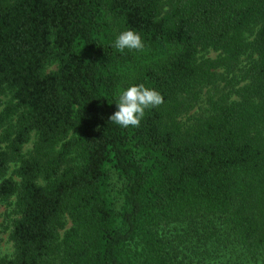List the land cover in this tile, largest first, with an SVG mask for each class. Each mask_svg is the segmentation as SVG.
<instances>
[{"label":"trees","instance_id":"1","mask_svg":"<svg viewBox=\"0 0 264 264\" xmlns=\"http://www.w3.org/2000/svg\"><path fill=\"white\" fill-rule=\"evenodd\" d=\"M0 202V264H264V0H0Z\"/></svg>","mask_w":264,"mask_h":264},{"label":"clouds","instance_id":"2","mask_svg":"<svg viewBox=\"0 0 264 264\" xmlns=\"http://www.w3.org/2000/svg\"><path fill=\"white\" fill-rule=\"evenodd\" d=\"M144 46L141 36L133 30L120 33L114 43V47L120 52L125 49L142 51ZM162 103L163 97L156 90L149 89L143 84L131 86L119 96L116 104L118 110L109 117V120L123 128L139 127L145 110L158 107Z\"/></svg>","mask_w":264,"mask_h":264},{"label":"rangeland","instance_id":"3","mask_svg":"<svg viewBox=\"0 0 264 264\" xmlns=\"http://www.w3.org/2000/svg\"><path fill=\"white\" fill-rule=\"evenodd\" d=\"M205 55L208 57H213L215 55V53L212 51H208ZM245 62H246L245 59L242 57L241 61H240V65L244 64ZM52 67L53 66H49V67H47V69H51ZM222 85H223L222 83H220L218 85L220 91L221 92L228 91L229 87H222ZM207 89H208V87H204L202 89L201 99L198 102V104L190 111L191 113H195V112L198 113L205 107L204 102L206 99ZM31 141H32V137L29 139V141L27 143H25L23 145V147H22L23 151H26L30 148ZM12 168H13V166L10 165L8 170H7L6 175H10ZM13 178H15V177H13ZM10 210H11V207L9 205H7L4 202H0V257H9L12 253V245H11V242L7 238L9 218L11 217ZM200 244L201 243L199 242L197 244V247L200 249V252L202 254H194L192 251L191 253L194 255L193 259L191 261H189L187 258H184L182 264H221V260L231 254L228 251V249H229V247H231V245H226L225 247H221L219 252L215 255V256H217L216 258L215 257L204 258V255H206V253L204 252L203 245L202 244L200 245ZM187 248L190 249V244H187ZM195 249H196V247H195ZM184 253H185V251H184ZM233 253L237 254L235 249H233ZM185 254L186 255L189 254V251L186 250ZM201 256H203V258ZM242 264H262V262L260 259L257 261H254V260L253 261L252 260H250V261L246 260L245 261V260H243Z\"/></svg>","mask_w":264,"mask_h":264}]
</instances>
